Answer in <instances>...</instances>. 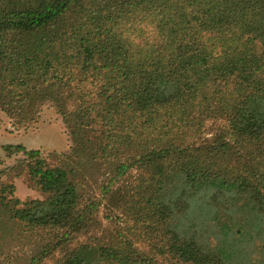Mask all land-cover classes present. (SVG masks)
<instances>
[{
	"label": "trees",
	"instance_id": "1",
	"mask_svg": "<svg viewBox=\"0 0 264 264\" xmlns=\"http://www.w3.org/2000/svg\"><path fill=\"white\" fill-rule=\"evenodd\" d=\"M46 104L69 152L4 147L41 199L0 182V256L23 232L15 264H225L176 228H264V0H0V110Z\"/></svg>",
	"mask_w": 264,
	"mask_h": 264
},
{
	"label": "rangeland",
	"instance_id": "2",
	"mask_svg": "<svg viewBox=\"0 0 264 264\" xmlns=\"http://www.w3.org/2000/svg\"><path fill=\"white\" fill-rule=\"evenodd\" d=\"M7 145H21L26 149L40 150L43 153H68L70 140L61 117L53 107L46 104L42 107L36 123L27 128L14 125L0 110V173L22 158L21 154L8 155L4 151V147ZM1 181L14 185V196L20 201L41 199V195L31 187L23 175L11 177L0 174ZM242 202L244 203V201H238V206ZM222 203L224 205L222 212H226V207L229 206H225L224 201L219 199L221 206ZM216 206V203H210L208 198L202 195L194 196L192 199H188L187 214L190 215L191 209L194 208L196 209L192 212L193 216L200 215L203 208L213 212L217 208ZM221 215L223 214L221 213ZM101 217H103L102 214ZM219 217L221 216L219 215ZM220 221V219L207 220L205 217L202 221H193L192 225H183L176 229L181 237L192 240L201 249L210 251L209 257L214 262L221 258L225 264H264V228L262 223L256 221L258 222L256 228H244L240 233L236 232L235 228H231L228 235L223 237L216 231ZM258 229L261 230L254 232ZM19 234L21 232H18ZM14 238H16L15 241L8 240L5 244L6 247L3 248V254L0 256V264H15L17 259L30 253L34 243L33 237H26L22 232V237ZM219 250L222 251V254ZM223 255L229 260L225 261L222 258Z\"/></svg>",
	"mask_w": 264,
	"mask_h": 264
}]
</instances>
